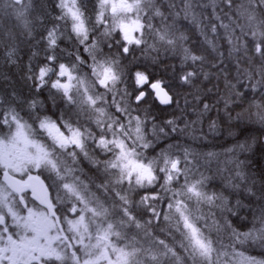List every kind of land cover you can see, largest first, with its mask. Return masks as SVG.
Wrapping results in <instances>:
<instances>
[{"label": "snow or ice", "instance_id": "1", "mask_svg": "<svg viewBox=\"0 0 264 264\" xmlns=\"http://www.w3.org/2000/svg\"><path fill=\"white\" fill-rule=\"evenodd\" d=\"M181 2L185 5L187 18L191 0ZM210 2L215 13V0ZM224 3L231 10L234 0H224ZM56 7L59 15L54 18L55 23L45 28L37 41V44H43L45 57L36 67L29 64L27 79L33 82L37 93L49 88L47 99L53 109L60 108L59 113L45 114L49 111L45 101H20L14 93L0 100V172L3 174V181H0V264H160L161 257L182 260L183 264L189 261L191 264H216L214 254L223 256L226 264H233L236 257H239L238 264H264V259L235 251L237 246L248 241L264 246V207L254 218L249 231L240 233L232 229L229 236L232 244L228 251L221 252L220 248L225 246L218 243L219 233L231 226L220 224L214 219V213L196 215L199 209L194 210V205L226 207L227 198L222 193H209L206 190L208 177L203 174L199 179L192 178L198 168L191 167L193 162L188 160L191 153L187 148L183 159L178 152L172 151L179 145H170L167 150L148 156L147 150L153 148V143L144 134V121L131 115L135 111L131 107L133 96L137 104L149 93L161 105L173 103L170 85L161 79H153L146 71L133 72L135 65L124 63L133 45L143 48L145 54H159L162 49L179 53L182 71L189 62L193 67L199 62L203 71L205 56L186 47L187 37L178 34L174 23H167L172 15L171 9L176 7L175 0L170 4L168 15L161 11L158 0H97L95 20L87 14L83 0H58ZM8 9L15 15L21 35L32 37L37 23L29 19L32 0H4L3 10ZM245 11L248 26L237 22L228 35V56L235 58L236 75L233 79L236 83H232L230 74L221 69L226 91L216 103L222 100L227 112L237 102L242 103L247 91H251L252 98L244 111L255 109L252 115L256 122L264 124V91H260L264 89V0H247ZM157 17L161 19L159 26L152 23ZM39 23L43 25L44 21ZM100 28L103 32H99ZM236 28H239V35H236ZM216 30L217 26L212 24V31ZM65 33L69 39L75 37L78 46L88 54L90 63L80 54L79 47L75 63H58L54 53ZM114 34L120 36L115 41L120 51L112 55L111 43L107 44L109 53H105L100 45L101 38L110 39ZM8 38L9 41L17 39L11 33ZM208 43L215 52L216 44ZM5 47L7 60L15 63L17 47L12 43ZM36 55L38 53L33 52V56ZM220 59L223 60V53H220ZM82 67L88 71L81 74ZM197 75L195 70L186 71L179 79L188 83ZM208 75L205 73V79ZM129 86L132 91L128 90ZM238 86L245 91H240ZM24 103H27L28 111L22 106ZM213 106L205 103L199 115L203 116ZM112 108L115 111L110 113L108 109ZM241 115L238 113L237 118ZM82 116L87 117L83 123ZM92 123L98 131L85 127ZM167 123L175 125V121ZM209 128L215 130L216 121H212ZM176 130L174 126L172 131ZM159 131L167 135L163 128ZM89 142L95 145L93 152L108 157L96 159L94 163L97 171L102 170L104 175V181L97 186V192L105 194L103 198L89 194L88 186L75 174L76 169L61 167L57 158L58 152L70 155L74 163L80 153L87 158ZM69 148L73 151L68 152ZM250 148L251 145L242 142L228 149L227 153L244 152ZM207 155L214 157L217 154ZM226 163L234 165V172L228 177L229 185L238 188L240 184L236 181L248 182L245 161L233 157ZM32 168H50L59 183L45 185L40 176L31 175L27 181L13 178L14 173L27 174ZM161 178L163 183H160ZM181 178L184 183L174 190L173 185ZM158 184L159 191H155ZM28 188L43 206L42 210L28 207L23 194ZM52 188L56 190L55 197L49 194ZM141 191L145 194L137 201L135 197ZM248 191L251 192V188ZM161 192L165 196H161ZM168 193H171L170 197ZM165 198L168 199V213L164 219L169 221L171 244L157 239L149 248H144L141 241H147L153 235L145 226H151L152 221L141 223L137 217L148 214L159 221L162 212L157 211L155 202ZM25 209L27 215H21ZM227 210L231 212V208ZM133 229L137 232L130 237ZM139 230H144L143 237L139 236ZM122 243L123 247L120 246ZM152 247L162 251L152 254Z\"/></svg>", "mask_w": 264, "mask_h": 264}, {"label": "trees", "instance_id": "2", "mask_svg": "<svg viewBox=\"0 0 264 264\" xmlns=\"http://www.w3.org/2000/svg\"><path fill=\"white\" fill-rule=\"evenodd\" d=\"M57 3L58 0H32V11L29 19L37 21V23L35 24L36 30L33 32V36L28 37L21 35V28L15 15L11 9L4 11V0H0V100H5L14 93L16 99L20 101L26 102L32 99L45 101L49 109L45 114L50 115L52 111L59 113L60 108L53 109L51 101L47 99L49 88L46 87L42 93H37L33 82L27 79L29 64L31 63L33 67H36L45 57L44 46L43 44H37V41L40 40L43 30L55 23L54 18L59 15V10L56 7ZM171 3L172 0H158V6L165 15L169 14ZM83 4L87 14L93 18L97 0H83ZM191 4L190 13L185 18L184 3L181 0H175L176 7L171 9L172 15L167 23H174L178 34L183 33L187 37L185 41L186 47L192 49L197 55L202 54L205 56L203 71H201L199 62L195 67L189 62L182 71L179 53L165 52L162 49L159 54L156 52L145 54L143 48H137L133 45L132 51L124 59V63L130 66L135 65L132 67L133 72L137 70L146 71L153 79H161L170 85L173 103L162 106L155 100L154 95L149 93L142 102L137 104L133 96L131 104H135L136 109L132 111L131 115L133 117L139 116L144 121V134L153 143V148L147 150L148 156L151 157L161 150H167L170 145H179V148H173L172 151L174 153L178 152L181 159H183L184 149L187 148L191 153L188 156V160L193 162L191 167L194 170L198 168L193 177H195L196 173H204L208 177L206 190L209 193H222L227 198L231 212L226 211L225 207L194 205V210L199 209L196 210V215L214 213V219L219 221L220 224H229L231 226L227 231L221 230L219 233L220 240L218 243L225 246L220 248V251L225 252L229 250L228 246L232 244L229 239L232 229L240 233L249 231L253 227L251 221L254 213L259 216L260 209L264 207V124L256 122L255 116L252 115L255 109L250 110V112L244 111L247 108L248 100L252 98L253 94L251 91H247L246 98L242 103L237 102L227 112L224 110L222 100L218 104L216 103L226 91L224 88V72L230 74L229 79L232 80V83H236V80L233 79L236 75L235 58L234 56L232 58L228 56L230 49L228 35L235 28L237 22L245 27L248 26L247 13L245 11L247 9V0H234L231 10L227 8L224 0H215V13L210 0H191ZM177 12L179 15H176ZM239 13H243V15H239ZM193 15L195 19H193ZM217 16L220 19H216ZM41 20L44 21L43 25L39 23ZM152 23L159 26L161 19L157 17ZM212 24L217 26L216 32L212 31ZM221 25H228V27L225 28ZM99 32H103V28H100ZM99 32L96 35H99ZM10 33L16 36L17 39L9 41L8 34ZM236 35H239V28H236ZM118 39H120L119 34H114L112 38L105 40L103 45L101 44L100 46H102L105 53H109L107 44L111 43L113 47L110 54L115 55L120 51V48L115 45V41ZM209 41L216 44L217 50L215 52L208 43ZM148 42L151 43L152 41L149 39ZM8 43L15 44L17 47L15 63L9 62L5 56L7 51L5 45ZM78 47L80 54L90 63V58L87 53L83 52V47L78 46L74 36L69 39L67 33H65L63 40L54 53L58 57V63L63 62L69 65L75 63ZM33 52H37L38 55L33 56ZM220 53H223L222 61ZM213 65H217V67H213ZM221 69L224 72H221ZM192 70H195L198 75L191 78L188 83H184L179 79L183 72ZM87 71L86 67L81 68V72ZM205 73L209 74L207 79H205ZM217 73L220 74L219 77ZM52 79H55V77L53 76ZM129 83L131 84V82ZM120 87L123 88L124 85ZM238 89L242 92L245 91L243 87L238 86ZM128 90L132 91L131 86H129ZM101 91L103 90L101 89ZM260 91H264V89ZM109 98L111 99V97ZM257 98H259V93H257ZM205 103L214 106L209 112L201 116L199 113L203 111ZM22 106L25 111H28L27 103ZM38 107L42 109L43 105H38ZM60 107L62 108L63 105ZM108 111L111 113L115 109H108ZM238 113H242L239 118H237ZM25 119H27V116H25ZM86 119L87 117L82 116L81 122L83 123ZM168 121H175V125L168 124ZM212 121H216L215 130H210L209 128ZM174 126L177 129L175 132L172 131ZM85 127H91L94 131H98L94 123L86 124ZM161 128L165 130L167 135L160 133L159 130ZM242 142H247L251 145L250 150L244 152L237 150L233 153H227L228 149ZM88 150L89 154L93 155L94 158L99 154L101 160L108 159V157L101 155L98 151L93 152V146L90 142ZM222 150L225 151L222 152ZM208 153H216L218 155L209 157ZM233 157L245 161L244 171L249 177L246 183L236 181V183L240 184L238 188L232 187L228 183V177L234 172V165L226 162ZM160 183H163V178H161ZM179 183L180 185L184 183L183 178L180 179ZM179 183H175L173 188ZM249 188H251V192L248 191ZM155 191H159V184L155 186ZM144 194L145 192L141 191L135 199L138 201L140 196ZM169 194L167 195L169 196ZM160 195L165 196V193L161 192ZM167 204V198L155 202L157 211L162 212L159 221L148 214L137 217L141 223L148 220L152 221L151 226H145L147 231L153 233V235L149 240L141 241L144 243V248H149L152 241L157 239H164L171 244V240L168 238L169 221L164 219V215L168 213ZM236 206L239 207L237 208ZM136 232L137 230L135 229ZM144 234V230H139L140 237H143ZM248 244H251V242L248 241L243 245L237 246L235 251L243 253L244 256L264 259V246L259 243L254 246ZM161 251L162 249L159 248H151V252L154 254ZM180 255L183 254L180 253ZM213 259L216 260V264H226L223 256L217 257L214 254ZM238 262L239 257H236L233 260V264H238ZM160 264H183V261L170 257H161ZM188 264H191V261Z\"/></svg>", "mask_w": 264, "mask_h": 264}, {"label": "flooded vegetation", "instance_id": "3", "mask_svg": "<svg viewBox=\"0 0 264 264\" xmlns=\"http://www.w3.org/2000/svg\"><path fill=\"white\" fill-rule=\"evenodd\" d=\"M36 91V90H35ZM93 149L95 148V145H92ZM71 150V148H69ZM73 150V149H72ZM75 151L79 152L78 149ZM89 152V150H88ZM68 156L69 163L71 164L73 159L70 155ZM97 158L101 160V156L98 154ZM95 158L93 155L89 154L87 158L83 155V153H80V155L76 158V161L74 164L77 165L75 174L78 176H81L83 179L86 178L89 186L92 188V190L96 191L97 194L102 195V191L97 192V186L100 185L104 181V175L101 174V171H97V169L94 166ZM51 170V169H49ZM41 169H31L27 174L24 173H14L13 178L16 180H23L27 181L28 176H40V179L45 182V185H51L48 183V181L42 177L40 174ZM52 171V170H51ZM54 172V171H52ZM54 175V174H53ZM0 181H3V174L0 172ZM68 182V181H65ZM25 195V200L28 204V207H32L36 210H42L43 206L39 204L38 200H35V198L32 195V191L30 188L25 189V192L23 193ZM49 194L52 197H55L57 195L55 188H52L49 190ZM62 194V193H61ZM17 199H19V196L17 195ZM70 206V205H69ZM21 208L23 206L21 205ZM21 215H27L26 209L21 211ZM75 218V217H72Z\"/></svg>", "mask_w": 264, "mask_h": 264}, {"label": "rangeland", "instance_id": "4", "mask_svg": "<svg viewBox=\"0 0 264 264\" xmlns=\"http://www.w3.org/2000/svg\"><path fill=\"white\" fill-rule=\"evenodd\" d=\"M93 19L95 20V14H94V16H93ZM102 40H103V42L101 43L102 45H103V43L105 42V40H107V39H104V38H102ZM102 47V46H101ZM82 73H84V72H81V74ZM138 94V93H137ZM135 97V96H134ZM110 99V98H109ZM102 107L104 106V105H101ZM131 107L133 108V109H136V106H135V104H131ZM93 120L95 119V117H93L92 118ZM133 127H135V124H133ZM143 130H144V125H143ZM71 151H73L72 149L71 150H69L68 149V152H71ZM225 150H222V152H224ZM218 155V154H217ZM217 155H215L214 157H216ZM57 158H58V160H59V162H60V165H61V167H73V168H76L77 167V165L76 164H74V162L72 161V163L70 164L69 163V160H68V156H67V154H64V155H61L59 152L57 153ZM96 159H99V158H95V160ZM209 163H211V162H209ZM33 169V168H32ZM35 169V168H34ZM50 168H41V171H40V174L42 175V177H44L47 181H48V183L49 184H54V183H59V181H58V178H57V176H56V173L55 172H52L51 170H49ZM54 174V175H53ZM101 174L103 175V172H102V170H101ZM201 174H203L204 176H206L204 173H196V175H195V177H192L193 179H199L200 178V175ZM80 177V180L83 182V184L84 185H87L88 186V192H89V194H94L95 196H98V197H101V198H103L104 196H102V195H100V194H97L96 193V191H94V190H92V188L89 186V184H88V182H87V179L86 178H82L81 176H79ZM184 181V180H183ZM65 182V181H64ZM222 183L224 184V182L222 181ZM177 187H179L180 188V183L179 184H176L175 185V187L173 188L174 190L175 189H177ZM62 195V194H61ZM171 195V193L169 194V196ZM109 202H111V201H109ZM237 208L239 207V206H236ZM226 208V211H228L227 209L228 208H230V204H227V206L225 207ZM229 212V211H228ZM255 217H257L256 216V213H254V215H253V220L251 221V223H252V225H253V222H254V218ZM136 233H135V229H133V231L132 232H130L129 233V236L131 237V236H134ZM251 242V241H250ZM142 244H144L143 242H141ZM248 245H251V246H254V245H256V243H252L251 242V244H248ZM121 247H123V243L120 245ZM152 254H154V253H152Z\"/></svg>", "mask_w": 264, "mask_h": 264}, {"label": "water", "instance_id": "5", "mask_svg": "<svg viewBox=\"0 0 264 264\" xmlns=\"http://www.w3.org/2000/svg\"><path fill=\"white\" fill-rule=\"evenodd\" d=\"M159 103V102H158ZM160 104V103H159ZM161 105V104H160ZM162 106H167V105H162Z\"/></svg>", "mask_w": 264, "mask_h": 264}]
</instances>
